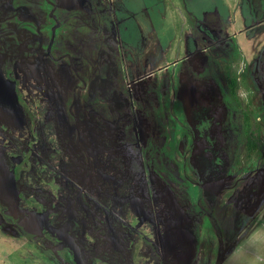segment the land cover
Wrapping results in <instances>:
<instances>
[{
  "label": "rangeland",
  "instance_id": "374dc122",
  "mask_svg": "<svg viewBox=\"0 0 264 264\" xmlns=\"http://www.w3.org/2000/svg\"><path fill=\"white\" fill-rule=\"evenodd\" d=\"M250 2L0 0V9H4L0 16V53L16 49L27 24L33 27L38 22L40 26L44 47L42 57L35 54L46 61L47 75L60 88L53 96L49 85V117H97L100 124H104L103 117H112V153L128 155L122 169L127 174L123 180L134 174L133 163L143 164L132 193L150 205L144 218L157 219L159 226L170 227L165 229L175 236L172 249L167 247L169 259L160 253L159 264H264V138L248 164L237 163L244 150L243 115L252 112L251 117L264 126V27L259 25L264 23V14L249 26L247 14L256 12L244 11L251 7ZM255 3L264 8L263 0ZM224 10L230 12L231 25L227 24L222 33L215 13L225 14ZM31 11L34 21L29 16ZM203 12L209 14L205 23ZM196 16L192 25L191 18ZM193 31L202 35L208 31L215 37L198 42L192 51ZM36 32L30 31L32 41L28 45L34 50L40 48V34ZM37 63L40 64L39 59ZM202 69L223 95L229 115L226 134L231 163L221 188H209L210 198L204 195L203 187L190 182L197 183L200 177L206 181L213 170L200 167L203 157L193 155L190 148L195 131L190 133L179 86L183 75L199 77ZM228 78L237 83L235 94L227 85ZM24 94L29 99L30 94L25 90ZM139 131L143 133L139 138L141 157L132 148L126 152L118 145L120 133H125V140L134 142L138 141ZM185 135L188 141L184 140ZM188 160H193L197 169H189ZM118 170L113 168L111 172ZM122 183L121 180L115 184L117 204L122 200L116 197ZM118 206L112 212V225L116 226L122 220ZM250 209L253 210L249 214ZM87 216L91 221L96 218L95 223L101 221L93 212ZM3 217L4 227L8 226V213L4 212ZM140 229L152 237L148 227ZM20 237L0 230V264H60L59 250L53 245L39 249L30 245L24 235ZM160 240L162 244L163 238ZM110 247L101 243L95 248L86 247L83 253L91 261L133 264L131 244L119 262L107 258L114 251L112 244Z\"/></svg>",
  "mask_w": 264,
  "mask_h": 264
},
{
  "label": "flooded vegetation",
  "instance_id": "af4514ba",
  "mask_svg": "<svg viewBox=\"0 0 264 264\" xmlns=\"http://www.w3.org/2000/svg\"><path fill=\"white\" fill-rule=\"evenodd\" d=\"M3 13L4 9H0V16ZM29 16L36 20L32 11ZM34 25H26L16 49L0 53V230L19 238L24 235L30 245L39 249L53 245L59 250L60 264H77L74 253L60 238L74 239L84 264H112L106 260L91 261L89 255L83 253L86 247L95 248L101 243L107 249L111 244L114 246V251L106 255L112 261L119 262L129 244L133 264H159V255L163 252L169 259L167 247L172 249L175 236L167 232L170 227L159 226L157 219L144 218L150 205L142 196L132 193L143 164L133 163L134 174L123 180L127 174L122 169L127 165L128 155L112 153L113 118L103 117L104 124H100L97 117H49L52 105L49 85L53 96L60 88L47 75L46 61L39 58L43 39L38 22ZM29 30L40 34L37 39L40 48L36 50L28 46L32 41ZM189 61L194 63L195 59ZM186 62L184 59L183 63ZM205 72L202 69L199 77L184 73L179 86L190 133L195 131L190 148L193 155L203 157L200 167L213 170L206 181L200 177L197 183L190 182L203 187L208 198L212 195L209 188L220 189L223 185L231 159L226 134L228 111L223 95ZM94 80L95 77L92 86ZM24 90L30 94L29 99ZM70 121L74 122L72 126ZM139 132L142 136L136 132L138 141L134 142L125 140V133H120L118 145L126 152L132 148L141 157L143 147L139 138L143 133ZM132 133L130 130L133 138ZM187 136L185 141H188ZM188 163L189 169H197L193 160ZM113 168L119 169L118 172L112 173ZM121 180L116 197L122 200L117 204L114 189ZM133 181L135 183L129 186ZM118 205L122 220L116 226L112 225V212ZM4 212L9 217L5 227ZM91 212L101 221L95 223L96 218L91 221L87 216ZM142 226L150 229L152 237L141 231ZM161 238L164 245L159 243ZM120 248V253L115 252ZM142 257L148 261L144 262Z\"/></svg>",
  "mask_w": 264,
  "mask_h": 264
},
{
  "label": "trees",
  "instance_id": "16d2710c",
  "mask_svg": "<svg viewBox=\"0 0 264 264\" xmlns=\"http://www.w3.org/2000/svg\"><path fill=\"white\" fill-rule=\"evenodd\" d=\"M248 12V9L246 11V13ZM248 20H247V24L250 25L253 18V15H249L248 12ZM205 33L208 34V37H215L213 35H211V33H208V31H206ZM191 49H195V44L197 41L195 37H191ZM231 41V40H230ZM171 42V40H170ZM168 44L166 43L164 45V51L167 49ZM195 51V50H194ZM227 85L230 87L231 92L233 94H235L237 92V83L236 81H231L229 78L227 79ZM252 112L250 113H245L243 115V119H242V125H243V133H242V140L244 143V150L240 152V155L237 159V163H241L242 161H244L245 163H249L254 157L255 155L258 153L259 149L261 148L262 142H263V138H264V126L262 125V123L260 121H256L255 118L256 117H251ZM254 202L257 203V201L254 199ZM253 206V205H252ZM255 206H253V208H255ZM253 209L249 210V214L252 212Z\"/></svg>",
  "mask_w": 264,
  "mask_h": 264
},
{
  "label": "crops",
  "instance_id": "0c3cea01",
  "mask_svg": "<svg viewBox=\"0 0 264 264\" xmlns=\"http://www.w3.org/2000/svg\"><path fill=\"white\" fill-rule=\"evenodd\" d=\"M264 1V0H263ZM250 5H251V7H247L246 9H244V11L246 12V10L247 9H250V11L252 10V11H256L255 13H253L252 15V18H253V20H252V22H251V24L249 25V26H253L255 23H256V21L257 20H260V19H262V18H258V16L260 17L261 15L260 14H264V8L263 7H261V6H257L256 5V3H255V0H251V2L249 3ZM260 5H261V3H260ZM227 9V8H226ZM225 9V10H226ZM224 10V11H225ZM223 11V12H224ZM228 11H229V8H228ZM230 15V12L229 13H227L226 11H225V14H221L220 12H216L215 13V18H216V21H219V25L222 27V33L224 32V31H226L227 30V28H228V25L227 24H229V25H231V22H228V19H230L231 18V15ZM208 16H209V14H205L204 15V12H203V16H202V18L204 19V23L205 22H207L206 21V18H208ZM224 16H225V18H224ZM228 17V18H227ZM197 19V16H196V18H194V17H192L191 18V23H192V25H193V23L195 22V20ZM248 20V19H247ZM260 26H263L264 27V23H260L259 24ZM210 26H212L213 27V25H210ZM223 27H225V29L223 28ZM258 27V26H257ZM248 32V31H247ZM251 33H253V29H251V31H250ZM191 37H195L196 38V40L195 41H197L196 42V44H195V46L197 47V44H198V42L200 43H202L203 41L204 42H206L207 40H209V37H208V34L207 33H205L204 32V34L202 35L201 33H199V34H197L196 33V31H195V33H194V31L191 33V35H190V38ZM173 41V40H172ZM191 47V46H190ZM192 48V47H191ZM193 50V49H192ZM206 65V64H205Z\"/></svg>",
  "mask_w": 264,
  "mask_h": 264
},
{
  "label": "water",
  "instance_id": "95a60500",
  "mask_svg": "<svg viewBox=\"0 0 264 264\" xmlns=\"http://www.w3.org/2000/svg\"><path fill=\"white\" fill-rule=\"evenodd\" d=\"M4 185H6V183H4ZM62 241H65L67 243V245L69 246V248L71 249V251L74 253V257H75V261L77 264H84L83 263V259L81 256V252L79 250L78 245L75 243L73 238H60Z\"/></svg>",
  "mask_w": 264,
  "mask_h": 264
}]
</instances>
